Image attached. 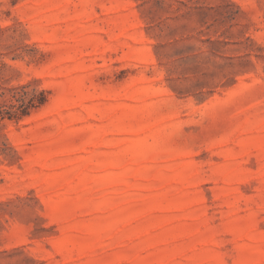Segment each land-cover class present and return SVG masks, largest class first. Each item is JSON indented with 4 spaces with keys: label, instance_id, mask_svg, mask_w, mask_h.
<instances>
[{
    "label": "rangeland",
    "instance_id": "rangeland-1",
    "mask_svg": "<svg viewBox=\"0 0 264 264\" xmlns=\"http://www.w3.org/2000/svg\"><path fill=\"white\" fill-rule=\"evenodd\" d=\"M0 264H264V0H0Z\"/></svg>",
    "mask_w": 264,
    "mask_h": 264
},
{
    "label": "trees",
    "instance_id": "trees-1",
    "mask_svg": "<svg viewBox=\"0 0 264 264\" xmlns=\"http://www.w3.org/2000/svg\"><path fill=\"white\" fill-rule=\"evenodd\" d=\"M45 102L44 101H42V102H40V105H43Z\"/></svg>",
    "mask_w": 264,
    "mask_h": 264
}]
</instances>
